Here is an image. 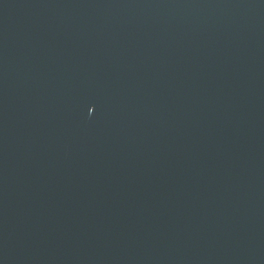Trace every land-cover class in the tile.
Wrapping results in <instances>:
<instances>
[{"label":"water","instance_id":"water-1","mask_svg":"<svg viewBox=\"0 0 264 264\" xmlns=\"http://www.w3.org/2000/svg\"><path fill=\"white\" fill-rule=\"evenodd\" d=\"M0 264H264V0H0Z\"/></svg>","mask_w":264,"mask_h":264}]
</instances>
